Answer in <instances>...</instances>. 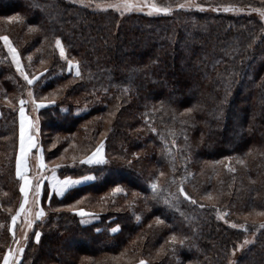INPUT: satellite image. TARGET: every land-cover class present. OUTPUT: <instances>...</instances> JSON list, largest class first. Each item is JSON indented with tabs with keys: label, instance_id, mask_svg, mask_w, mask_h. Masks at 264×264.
<instances>
[{
	"label": "trees",
	"instance_id": "16d2710c",
	"mask_svg": "<svg viewBox=\"0 0 264 264\" xmlns=\"http://www.w3.org/2000/svg\"><path fill=\"white\" fill-rule=\"evenodd\" d=\"M2 1L0 32H6L27 63L26 73L39 74V79L28 86L0 41V223L5 225L6 214L14 212L20 200L14 173L15 109L26 88L48 105L40 109L44 123L37 130L41 146L45 147L46 127V141H57L49 152L44 148L47 161L74 143L84 152L101 139L107 160L97 167L57 168L63 176L93 173L95 180L70 188L62 197L50 196L51 212L40 241L33 245L29 236L27 261L22 259V264H80L83 256L89 264H138L140 259L147 264H229L232 251L248 231L219 220L216 212L227 213V221L246 228L256 220L249 216L264 212L262 21L252 15L193 9H174L160 16L121 15L72 0ZM159 1L172 6L183 2ZM200 3L264 7V0ZM13 16L21 20H6ZM57 37L66 58L80 62L82 77L66 72L55 48ZM38 65V72L34 71ZM81 106L86 112L75 114ZM189 108L190 113L185 111ZM165 142L172 156L165 154ZM181 155L184 169L177 168ZM241 159L244 164L238 163ZM181 179L196 205L178 194L171 200L169 194L177 193ZM153 181L159 185L155 194L150 187ZM116 187L122 190L114 193ZM47 192L46 187V196ZM209 193L213 201L205 198ZM83 196V204L97 205L99 219L85 227L79 226L73 213L61 209ZM157 219L163 223L157 224ZM114 226L119 231L112 234ZM173 235L176 243H171ZM78 238L96 244L91 250L66 251ZM8 244L7 227L0 225V259ZM115 258H119L116 263ZM234 264H264V229Z\"/></svg>",
	"mask_w": 264,
	"mask_h": 264
},
{
	"label": "snow or ice",
	"instance_id": "6c2138e0",
	"mask_svg": "<svg viewBox=\"0 0 264 264\" xmlns=\"http://www.w3.org/2000/svg\"><path fill=\"white\" fill-rule=\"evenodd\" d=\"M81 3H84V0H80ZM88 3H91V0H88ZM96 7H101L100 4H97ZM108 8L115 9L116 11L120 12L121 15H123L126 12H130L133 10L137 11H143L145 8L148 9L147 14L152 15L154 13L156 14H165L168 15L173 11V6L172 5H161L155 2V0H116L114 3H109L107 5ZM192 8H195L199 11H205L206 7L204 4L197 3L196 0H183V2H179L175 4V9L177 10H190ZM207 8L211 11L217 12V11H224V12H229V11H240L243 9H237L232 5H208ZM252 11L257 12L261 19L264 20V8H254ZM9 20H21V17L19 16H14V17H9ZM30 31H35L36 29L30 28ZM264 39V37H262ZM0 40L4 42L5 47L7 48L8 53L11 55L12 63L15 65L16 71L20 73V75L23 77V79L26 81L28 86H32L35 81L39 79L38 75H32L29 76L23 69V66L21 65L20 61V56L17 50L11 45L9 38L7 36H0ZM55 48L59 51V56L61 59H66V63L68 66V71L70 73H74L76 77H82V72H81V67H80V62L79 61H74L72 59H67L66 54H65V49L64 46L61 42V39L59 37L55 38L54 41ZM227 54V53H226ZM29 60H31V57H28ZM43 63V61H41ZM47 71V69H45ZM125 93L129 91L127 87L123 89ZM27 95L30 98V102L36 109L42 108L45 105L42 102H38L34 96L33 91L31 90V87H29L27 91ZM17 103L19 104V153L16 156V163H15V175L19 181V193L21 196V199L19 201V206L15 210V214L11 215V226L8 227V232L12 234V239L15 243H19L16 241L15 237V232H14V226L17 223L18 218L23 215L24 217V223L26 228H32L34 221L40 220L42 217H44L45 212L42 207H40V197H41V192H42V187H50L51 191L48 192L49 196H52L55 194L57 197H62L66 190L74 185L80 183L82 180H90L94 179L92 176H83L80 179H72L70 177H65L63 179L57 178L56 175V169L61 167V165L56 164L51 168V175L46 176L43 173L47 171L46 166L43 162L42 156L38 155V159L40 160L39 163V169L41 170L38 172L37 175L34 177L29 176V166H28V157H29V152L30 150L36 146L35 138L34 136L30 133L29 129H36L38 130V122L34 123L29 118L25 115V105L27 101L23 98L18 99ZM50 103H54V101H50ZM186 112L190 113L193 111V109L189 108L185 110ZM110 115H114V113H110ZM149 130L152 133H157V129L155 127L149 126ZM106 134L101 133V136L104 137ZM171 135L175 137V133L172 132ZM185 140H187V137L185 136ZM166 147H165V154L168 156H172L171 151L167 147V142ZM104 146H105V140L101 139L100 142L95 146V148L89 153L83 156L80 160V164L84 165H93V164H105L107 163V160L105 156L103 155L104 153ZM172 147H176V141L173 138L172 140ZM67 151V150H66ZM63 159V157H61ZM73 161L76 160V157H72ZM173 161L175 160V157H172ZM131 163V161H129ZM238 163L244 164V160H238ZM231 172H235L236 170L234 168L229 169ZM173 171H175V168L173 167ZM164 173L161 172L160 176H163ZM192 175V173H188V176ZM185 177L184 179H186ZM45 179L48 180V185H44ZM184 179H181L180 184L177 186V193H170L171 200H174L178 196H182L184 200L189 201L191 204L196 205L198 202L196 199L191 197L185 190L184 188ZM173 184H175V180L173 179L172 181ZM151 189L153 190V193L155 194L159 188V185L156 181H153L150 185ZM30 190L32 194V200H29V195H30ZM122 189L119 187L113 188L112 191L114 193L120 192ZM209 201H213V195L211 193L207 194L205 197ZM219 197H217L218 199ZM171 200L168 198L164 199V203L168 204L171 206ZM31 203L32 207H28V205ZM80 201H77V204H79ZM212 206L215 208L216 204L213 203ZM200 208H204V204H199ZM35 209V211H33ZM69 211H75V214L80 216L81 223L86 224L88 223L87 219H83L85 217H92L95 216V213H91L86 211L83 208L79 209H74L73 206L69 205L68 206ZM11 211V209L9 210ZM259 216H264V212L257 213ZM227 216V213L220 215L218 212V219H225ZM137 220H139V217H137ZM226 223H230L225 219ZM247 222V218H246ZM157 224L163 223L162 220L157 219L156 220ZM254 226L258 227V229H264V222H260L258 225H256V222L253 221ZM230 226L233 228L240 227L247 231L246 224H240L237 225L235 223H230ZM119 230V226L113 227L111 229L112 232H117ZM254 234V233H253ZM41 232L36 231L35 232V242L39 243L40 237H41ZM25 239H27V235H25ZM177 238L175 235L171 237V243H176ZM181 245L184 244V240H179L178 241ZM250 241L245 239L243 244H249ZM240 247H243V245L237 246V248L234 249L235 251H238ZM25 249L23 247H16L12 248L9 247L7 251L3 253L2 257V264H20L21 260V255L24 253ZM233 252V254H234ZM138 264H147V262L143 259H140L138 261ZM229 264H233V262L230 260Z\"/></svg>",
	"mask_w": 264,
	"mask_h": 264
},
{
	"label": "rangeland",
	"instance_id": "374dc122",
	"mask_svg": "<svg viewBox=\"0 0 264 264\" xmlns=\"http://www.w3.org/2000/svg\"><path fill=\"white\" fill-rule=\"evenodd\" d=\"M73 2H76L77 4H79V5H82V6H86V7H88V8H93V9H95V10H113V11H116L115 9H112V8H108L107 7V5L109 4V3H114V2H116V0H91V3L89 4L88 3V0H84V3H81L80 2V0H72ZM2 2H4V0L2 1ZM155 2H157L158 4H161V5H167V4H165L164 2H160L159 0H155ZM160 2V3H159ZM196 2L197 3H200V0H196ZM97 4H100L101 5V7H96V5ZM202 4V3H201ZM207 6L208 5H205V7H206V10H205V12H211V13H224V11H217V12H214V11H211V10H209L208 8H207ZM221 6H224V5H221ZM235 8H237V9H243V10H240V11H229V12H227V13H229V14H245V15H252V16H254V17H256V18H258L259 20H261L262 21V23L264 24V20H262L261 19V17H260V15L257 13V12H255V11H252V9H254V8H264V7H252V6H235ZM175 9V6H173V10ZM193 10H197V9H195V8H192ZM199 11V10H198ZM116 12H118V11H116ZM147 12H148V9L147 8H145L143 11H137V10H133V11H130V12H126V13H124V14H128V13H141V14H145V15H148L147 14ZM118 13H120V12H118ZM160 15H165V14H162V13H160V14H156V13H154V14H152L151 16H160ZM14 17V16H13ZM7 21H16V20H9V18H7L6 19ZM0 36H7V34H6V32L5 31H2L1 30V32H0ZM8 37V36H7ZM9 38V37H8ZM1 41V44L3 45V47H4V49H5V51H6V53H8V51H7V48L5 47V45H4V42L2 41V40H0ZM9 41H10V43H11V45L17 50V48L13 45V43L11 42V40L9 39ZM17 52H18V50H17ZM8 55H9V58H10V60H11V62H12V59H11V55L8 53ZM20 56V55H19ZM68 59V58H67ZM73 60V59H72ZM20 61H21V65L23 66V69H24V71L25 72H27V63H25V62H23L22 60H21V58H20ZM64 61H65V69H66V72L67 73H69V74H71L72 76H74V77H76L75 75H74V73H70L69 71H68V66H67V63H66V59H64ZM75 61V60H74ZM12 65H13V67H14V70L16 71V68H15V65L12 63ZM40 65H38L37 67L36 66H34V68H33V70L35 71H37V69H38V67H39ZM17 72V71H16ZM38 72V71H37ZM17 75L22 79V80H24L23 79V77L20 75V73L19 72H17ZM36 75V74H35ZM39 75V74H38ZM25 81V80H24ZM26 82V81H25ZM28 89H29V87L28 88H26V90L24 91V93H23V95L21 96L23 99H25L26 101H27V103H26V105H25V115L29 118V120H31L32 122H34V123H36V122H38V125L40 126V122H43L44 123V120L42 119V117H41V114H42V111L40 110V109H42V108H44V107H46V106H48L47 105V103H45L43 100H42V98L40 97L39 99L35 96V98H36V100L38 101V102H42L45 106L44 107H42V108H39V109H36L35 107H34V105H32V103L30 102V98L28 97V95H27V91H28ZM32 90V89H31ZM12 95L15 97V96H17L15 93H12ZM20 97V98H21ZM20 98H18V99H20ZM15 100H17V99H15ZM7 103V102H6ZM86 110H87V108L85 107V106H81V107H76L75 108V114H82V113H84V112H86ZM15 111H16V113H17V138H18V142H17V155H18V153H19V104L17 105V107H16V109H15ZM110 114V113H109ZM63 115V114H62ZM233 120V119H232ZM89 121H91V120H88V122ZM234 121V120H233ZM60 124H61V122H60ZM57 126H59V125H57ZM47 128L48 127H46V128H44L43 129V131H42V135H43V138H44V141H45V143H44V145H45V147H43V146H41V144H39L38 143V137H40V135H39V133H37V130L36 129H29V131H30V133L34 136V138H35V142H36V146L35 147H33L31 150H30V152H29V157H28V166H29V176H30V178L31 177H34L35 175H37L38 174V172H40L41 170L39 169V163H40V160L38 159V153H39V155L40 156H42V158H43V162H44V164H45V166H46V169H47V171H45L43 174L44 175H46V176H50L51 175V168L53 167V165L54 164H59V163H63V162H65V163H63L61 166H62V168H66V167H74V166H77V165H80V163L79 162H77L76 164H75V161H79L83 156H85L86 154H89L94 148H95V146L100 142L99 140V142L97 141L96 143H94L90 148H88V149H84V152H82V150H80L78 147V145H76L75 143L74 144H72V147L71 146H68L67 148H65V149H62L55 157H53V158H51V159H48V161L46 160V158H45V155H44V148H46V150L45 151H47V152H49V150L54 146V145H56V143H57V141L55 140V141H50V142H47L46 141V135H48V130H47ZM38 129H39V127H38ZM262 141V140H261ZM262 144V143H261ZM74 147V148H73ZM172 149L174 150V152H175V156H177V153H178V146L176 145V147H172ZM67 150V151H66ZM75 150H77L76 151V155H74V152H75ZM105 151V150H104ZM179 154V153H178ZM16 155V156H17ZM103 155L105 156V152L103 153ZM73 156H75L76 157V160L75 161H73V159H72V157ZM61 157H63V159H61ZM105 158H106V156H105ZM180 159H181V162H180V164L177 166V168L178 169H184V166H183V164H182V161H183V158H182V155H181V157H180ZM16 163V162H15ZM82 165H84V164H82ZM98 165H101V164H93V165H84V166H88V167H97ZM175 168V167H174ZM15 173V172H14ZM60 174V173H59ZM58 174V171H57V169H56V175H57V178H59V179H63V178H65V177H70V178H72V179H74V178H79V177H71V176H63L62 174L61 175H59ZM83 176H92V177H94V179H90V180H87L85 183H84V185H87V184H89V183H92V182H94V180H95V175L93 174V173H87V174H84ZM113 176H117L116 174H114ZM15 177H16V175H15ZM80 177H82V176H80ZM123 178H125L126 180H130L129 178H128V175H125V174H123V176H122ZM17 178V177H16ZM18 180V179H17ZM136 183H139V180H136ZM44 185L45 186H47L48 185V180L47 179H45V181H44ZM17 186H18V191H19V181H18V184H17ZM82 186V185H81ZM77 187V186H76ZM71 188H73V187H71ZM70 188H68L67 190H69ZM45 190H46V187H42V192H41V197H40V207H42L43 208V210H44V212H45V215H44V217H42L40 220H38V221H34V223H33V227L32 228H26V226H25V223H24V217H23V215H21L19 218H18V220H17V223H16V225L14 226V232H15V237H16V241H18L19 243L17 244V243H15L14 241H13V239H12V234L11 233H9L8 232V227L9 226H11V215H14L15 214V211L14 212H12V213H10V214H6V221H5V225L3 224V221L0 223V225H3L4 227L6 226L7 227V235H8V241H9V244H8V248L9 247H12V248H16V247H23L24 249H25V251H24V253L21 255V260H20V264H22V263H24L23 262V260L25 259V254H26V251H27V249L29 248V243H30V241H29V236H32V240H31V243L33 244V245H35L36 244V242H35V239H34V236H35V232L36 231H41V229H42V227L44 226V224H45V221L47 220V218H48V216H50L49 214H50V210H51V208H49V206H48V204H49V199H50V196L48 195V192H50L51 191V189H50V187H47V190H48V192H47V196H46V193H45ZM66 190V191H67ZM20 194V193H19ZM53 195H55V194H53ZM57 197V196H56ZM59 198V197H58ZM85 197L83 196V197H81L80 199H77V200H75V201H73L72 203H70V204H67V205H64L63 206V208H61V209H67L68 210V206L69 205H71V206H73L74 207V209H79V208H83V209H85L86 211H88V212H91V213H95L96 214V211L98 210L97 209V205L96 204H89V206H88V204H83L82 203V201H83V199H84ZM20 199H21V196H20ZM29 200L31 201L32 200V194H31V190H30V195H29ZM20 201V200H19ZM77 201H80V203L79 204H77ZM18 206H19V203H18ZM28 207H32V205H31V203L28 205ZM85 207H87V208H85ZM18 208V207H17ZM54 210V209H53ZM33 211H35V209H33ZM53 212H55V211H53ZM69 213H73L74 214V216L75 217H77V220H78V224H79V226H83V227H85V226H90V225H93V224H95L99 219H98V216H97V214L95 215V216H92V217H85V218H83V219H87L88 220V223H86V224H82L80 221H81V217L80 216H78V215H76L75 214V211H70ZM219 214L220 215H223V214H225V213H221V212H219ZM215 216L218 218V213L216 212V214H215ZM234 217H236V216H234ZM239 217H241V216H239ZM237 218L238 220H240V221H243L242 220V218ZM250 218H252L253 220L254 219H256V220H254V221H258L257 223H256V225H258L260 222H264V221H260L262 218H263V216H259V215H257V213H255L254 215H252V216H249ZM219 220H221V219H219ZM223 221H225L224 219H222ZM230 223H232V222H230ZM236 224V223H235ZM237 225H240V224H237ZM114 227H116V226H114ZM113 228V227H112ZM111 228V229H112ZM236 228H240V227H236ZM111 229H110V232L112 233V234H114V233H117V232H112L111 231ZM259 230H261V229H258V227H256V226H254V224H249V225H247V233H246V236L244 237V239L242 240V242L241 243H239L237 246H240V245H243V247H240V249L238 250V251H232V253H231V255H230V259H229V261L231 260L232 262H233V264L235 263V261L237 260V257L251 244V243H253V241H254V239H255V237H256V234H257V232L259 231ZM99 231V230H98ZM254 233V234H253ZM25 235H27V239H25ZM245 239H247V240H249L250 241V243L249 244H243V242H244V240ZM80 240H83V244H82V246H80V244H79V242L78 241H80ZM79 244V245H78ZM96 243L95 242H93V241H86V239H83V238H78V240H77V242H74V243H72V244H68L69 246V248L68 249H66V251H70V252H75L76 251V249L77 248H79L80 249V247H81V249L82 248H85V250H91V248L95 245ZM7 248V249H8ZM237 248V247H236ZM65 250V249H64ZM7 251V250H6ZM5 252V251H4ZM233 252H234V254H233ZM2 257H3V254H2V256H1V259H0V264H2ZM122 258V257H121ZM23 259V260H22ZM119 258H115V259H113V262L114 263H116L117 262V260H118ZM25 261H27V259H25ZM89 262H90V259H88V258H84V256L80 259V264H89Z\"/></svg>",
	"mask_w": 264,
	"mask_h": 264
},
{
	"label": "crops",
	"instance_id": "0c3cea01",
	"mask_svg": "<svg viewBox=\"0 0 264 264\" xmlns=\"http://www.w3.org/2000/svg\"><path fill=\"white\" fill-rule=\"evenodd\" d=\"M83 177V176H82ZM81 177H79V178H74V179H80ZM87 180H82L80 183H78V184H74V185H72V186H70L69 188H71V187H76V186H81V185H84V183L86 182Z\"/></svg>",
	"mask_w": 264,
	"mask_h": 264
}]
</instances>
